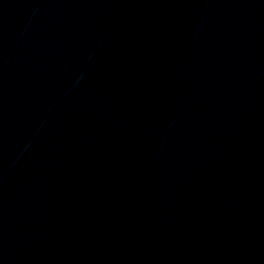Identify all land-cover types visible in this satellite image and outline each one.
<instances>
[{
  "label": "water",
  "instance_id": "obj_1",
  "mask_svg": "<svg viewBox=\"0 0 264 264\" xmlns=\"http://www.w3.org/2000/svg\"><path fill=\"white\" fill-rule=\"evenodd\" d=\"M0 264H264V0H0Z\"/></svg>",
  "mask_w": 264,
  "mask_h": 264
}]
</instances>
